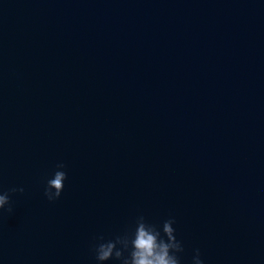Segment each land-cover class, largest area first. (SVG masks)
<instances>
[{
    "label": "water",
    "instance_id": "water-1",
    "mask_svg": "<svg viewBox=\"0 0 264 264\" xmlns=\"http://www.w3.org/2000/svg\"><path fill=\"white\" fill-rule=\"evenodd\" d=\"M0 177V264H96L140 214L264 264V0H0Z\"/></svg>",
    "mask_w": 264,
    "mask_h": 264
},
{
    "label": "clouds",
    "instance_id": "clouds-1",
    "mask_svg": "<svg viewBox=\"0 0 264 264\" xmlns=\"http://www.w3.org/2000/svg\"><path fill=\"white\" fill-rule=\"evenodd\" d=\"M65 168L63 162H58L51 176L45 178L43 196L49 203L57 201L64 190ZM23 192V187L5 189L0 177V219L13 212L12 196ZM175 223L172 216L153 222L140 214L111 237L103 234L94 237L90 251L96 264L110 260L116 264H182L185 249L183 242L177 239ZM191 264H204L198 248L193 251Z\"/></svg>",
    "mask_w": 264,
    "mask_h": 264
}]
</instances>
